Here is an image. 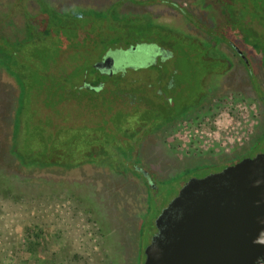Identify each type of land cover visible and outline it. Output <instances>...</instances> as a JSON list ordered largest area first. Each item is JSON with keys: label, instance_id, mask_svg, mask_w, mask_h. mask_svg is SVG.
<instances>
[{"label": "flooded vegetation", "instance_id": "flooded-vegetation-1", "mask_svg": "<svg viewBox=\"0 0 264 264\" xmlns=\"http://www.w3.org/2000/svg\"><path fill=\"white\" fill-rule=\"evenodd\" d=\"M15 5L21 25L0 23V48L32 74L17 104L25 136L45 157L99 164L148 187V242L170 175L156 163H184L196 147L208 174L264 152V0ZM159 142L165 156L147 158ZM252 264H264V252Z\"/></svg>", "mask_w": 264, "mask_h": 264}, {"label": "rangeland", "instance_id": "rangeland-1", "mask_svg": "<svg viewBox=\"0 0 264 264\" xmlns=\"http://www.w3.org/2000/svg\"><path fill=\"white\" fill-rule=\"evenodd\" d=\"M51 1L68 10L75 3L83 6L104 0ZM13 2L0 0V17L5 18L6 30L10 29L8 24H13L12 30L21 25L17 20L22 11H9L13 9ZM18 93L17 82L0 66V188L5 180L3 175H9L11 181L16 180L17 190L23 194L17 202L0 200V220L3 221L0 226L5 231L0 242L3 241L6 262L103 264L106 252L105 264H142V247L148 242L144 227L146 223L150 224L148 213L153 207L148 187L99 164L55 167L29 165L20 160L14 148L19 147V154L25 150L20 147L24 126L16 119ZM165 150L159 142L153 154L149 152L146 157L165 156L162 155ZM191 153L193 157L184 163L163 162L152 167L170 172L155 214L168 204L190 177L207 174L206 168L211 163L202 157L208 154L196 147ZM229 158L235 159L233 155ZM24 161L29 160L25 157ZM192 168L202 169L183 174V170ZM92 173L93 176L87 178ZM89 218L100 222L98 226L102 230L94 229V232L103 233L102 240L94 235L91 228L96 225ZM78 254L84 257L82 263L76 258Z\"/></svg>", "mask_w": 264, "mask_h": 264}, {"label": "water", "instance_id": "water-1", "mask_svg": "<svg viewBox=\"0 0 264 264\" xmlns=\"http://www.w3.org/2000/svg\"><path fill=\"white\" fill-rule=\"evenodd\" d=\"M154 224L142 264H252L264 252V152L190 177Z\"/></svg>", "mask_w": 264, "mask_h": 264}, {"label": "trees", "instance_id": "trees-1", "mask_svg": "<svg viewBox=\"0 0 264 264\" xmlns=\"http://www.w3.org/2000/svg\"><path fill=\"white\" fill-rule=\"evenodd\" d=\"M14 2H16V0H14ZM17 5L13 6V9H9L10 13H14V12H18V10L20 11V9L16 8ZM11 16V15H10ZM61 18H65L66 15H59ZM1 18V17H0ZM5 20V18H1L0 19V23H2L3 21ZM0 29H2L0 27ZM1 39H3L4 41H7L9 43H12L13 41L12 40H15L16 38L13 37V36H10V34H6L5 36H3ZM11 40V41H10ZM1 49V48H0ZM24 55H26L28 58H32L31 55L33 54V52H25L23 53ZM20 60V54L17 53H11L10 55H8L7 51H5L4 49H1L0 50V66L2 68H4L7 72V74H9L10 76H12L13 78H15L14 80L17 82V85L19 88V97L18 99L20 98V93L22 94V96H25L27 94V92L30 91V84L33 83V78H32V74L26 70L22 65L19 64V61ZM3 62V63H2ZM7 63V64H4ZM2 63V64H1ZM4 64V65H3ZM17 104H18V101H17ZM25 109L24 106L20 105V110H17V107H16V119H17V122L18 124L19 123H23V126H24V132L22 134V143L24 141V143L22 144V146H20L21 148L24 147V151L22 152L23 154H19V147H14L16 148V156L22 160L23 162L29 164V165H39V166H63V165H75V161H64L62 162L60 159H51V157H45L43 154H44V150H43V147H42V144L40 145V143L38 142L37 145H34L32 146L30 144V142L32 141V139H27V137L25 136V133H26V129H25V125H24V121L26 120L24 118L23 115H25L26 113H22V110ZM19 113V114H18ZM18 114V115H17ZM22 118V119H21ZM71 124V123H70ZM37 140H39L38 138H36ZM31 140V141H30ZM73 148L75 149V147L72 146V148H70L69 150H73ZM70 153L68 152L67 155H69ZM25 157H27V159L29 161H24L25 160ZM9 175H7L6 177L3 175V184L0 188V200H4V201H7V202H17L23 194H21V190H17V182H15L16 180L14 181H11V178L8 177ZM0 205H1V201H0ZM91 211V210H89ZM87 211V212H89ZM90 219V218H89ZM90 221H93V223L96 225L95 227L91 228L93 229V232H94V229L99 231L102 230L100 229V227L98 226V223H100L98 221V219L96 220H92L90 219ZM3 224V221L0 220V225ZM101 225V224H100ZM2 226H0V237L5 235V231L2 230ZM102 233V232H101ZM94 235L96 236L97 235V238L101 239L103 235L102 234H98V232H94ZM102 240V239H101ZM103 244L105 245V241H103ZM106 246V245H105ZM4 246H3V241L0 242V264H8L6 262V258L4 256ZM106 250V248H105ZM106 252H105V259H106ZM77 260L80 261L81 263L84 261V257L82 258V254H78L76 256ZM83 259V261H82ZM105 259L103 261V264H105Z\"/></svg>", "mask_w": 264, "mask_h": 264}]
</instances>
